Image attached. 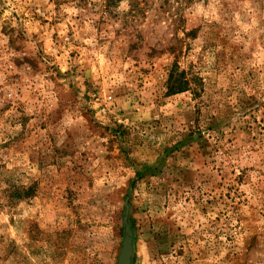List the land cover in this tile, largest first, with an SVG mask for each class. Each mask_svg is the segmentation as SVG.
<instances>
[{"label":"rangeland","instance_id":"obj_1","mask_svg":"<svg viewBox=\"0 0 264 264\" xmlns=\"http://www.w3.org/2000/svg\"><path fill=\"white\" fill-rule=\"evenodd\" d=\"M137 2L0 0V264H264V0Z\"/></svg>","mask_w":264,"mask_h":264},{"label":"trees","instance_id":"obj_2","mask_svg":"<svg viewBox=\"0 0 264 264\" xmlns=\"http://www.w3.org/2000/svg\"><path fill=\"white\" fill-rule=\"evenodd\" d=\"M119 0H105V5H108V2H111V3H117ZM127 3H128V6H129V9L130 10H138L140 9V7L138 6L139 3L137 2V0H126ZM180 74V73H179ZM171 76V75H170ZM186 86H187V81L184 80V79H181V78H178L174 85H169V89L172 90L173 92H180V91H183V90H186ZM5 196H7V198H11L12 196V193L11 191H8L6 192Z\"/></svg>","mask_w":264,"mask_h":264},{"label":"water","instance_id":"obj_3","mask_svg":"<svg viewBox=\"0 0 264 264\" xmlns=\"http://www.w3.org/2000/svg\"><path fill=\"white\" fill-rule=\"evenodd\" d=\"M127 256H128V242L124 243L121 254L119 257L118 264H127Z\"/></svg>","mask_w":264,"mask_h":264}]
</instances>
